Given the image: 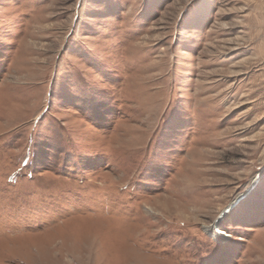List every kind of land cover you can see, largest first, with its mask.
<instances>
[{"label":"rangeland","instance_id":"rangeland-1","mask_svg":"<svg viewBox=\"0 0 264 264\" xmlns=\"http://www.w3.org/2000/svg\"><path fill=\"white\" fill-rule=\"evenodd\" d=\"M0 264H264V0H0Z\"/></svg>","mask_w":264,"mask_h":264},{"label":"water","instance_id":"water-1","mask_svg":"<svg viewBox=\"0 0 264 264\" xmlns=\"http://www.w3.org/2000/svg\"><path fill=\"white\" fill-rule=\"evenodd\" d=\"M237 201V200H236ZM234 204V203H233ZM233 204H230L224 211H223V213H222V215L224 214V213H226L230 208H231V206L233 205Z\"/></svg>","mask_w":264,"mask_h":264}]
</instances>
